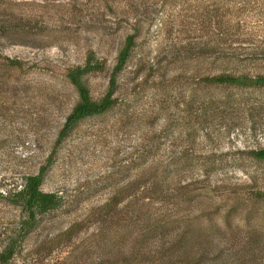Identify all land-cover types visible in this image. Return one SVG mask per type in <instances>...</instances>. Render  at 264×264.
Listing matches in <instances>:
<instances>
[{"label": "rangeland", "instance_id": "rangeland-1", "mask_svg": "<svg viewBox=\"0 0 264 264\" xmlns=\"http://www.w3.org/2000/svg\"><path fill=\"white\" fill-rule=\"evenodd\" d=\"M67 1L40 10L23 0V14L49 16L47 44L0 47V247L19 234L25 177L41 174L40 190L61 198L17 244L13 264H171L162 253L180 235V248L207 252L205 264L245 248L263 257L264 160L252 153L264 150V87L206 83L221 69L189 56L218 46L236 62L227 73L264 76V56L250 59L264 51V0H75L74 13ZM128 36L119 106L60 138L77 101L66 71L94 51L104 68L85 80L100 99ZM151 167L158 181L142 183ZM115 194L100 225L92 215Z\"/></svg>", "mask_w": 264, "mask_h": 264}, {"label": "trees", "instance_id": "trees-1", "mask_svg": "<svg viewBox=\"0 0 264 264\" xmlns=\"http://www.w3.org/2000/svg\"><path fill=\"white\" fill-rule=\"evenodd\" d=\"M22 1L23 0H0V47L5 44L32 45L38 47H42L47 44L49 39L48 36L50 34L49 32H46L47 30H45V26L47 25V21L50 19L49 16L48 18L46 17L45 20L42 17L41 12L40 15L38 14L37 16L23 14V8L21 6H23L24 3ZM37 1V6L40 10L46 8H56L54 5L55 0ZM67 4L69 6V8H67L68 10L65 9V12L67 13H74L73 10L76 7H79V3L75 0H68ZM134 44V37L128 36L117 54L116 64L112 69L108 88L103 97L98 100L91 97L89 87L85 80L87 75L102 71L104 68L103 60L101 58H97L94 51H87L86 60L83 65L71 67L66 71V79L76 91L77 101L65 118L63 128L60 132V138L65 136L68 130L80 120L104 115L119 106L120 99L116 94V77L127 62ZM195 49H197V52H195L194 55H190L189 58H195L201 63L207 62L210 66L217 70L221 69L219 74L204 78V82L218 86L264 87L263 75L249 77L241 73L238 74V70H235L234 68L231 69V72L233 73H227V71H224L227 70L228 67L233 66L236 62L233 59L234 57L228 56V53L225 55L221 53L218 50V46L212 47L208 44H200ZM261 56H264V51H261L259 54H250V59H258L261 58ZM238 63L242 64V60ZM7 65L16 69L22 68V63L17 60L7 59ZM223 65L225 66L222 68ZM252 156L256 159L264 160V150L253 152ZM141 176L144 177L143 179L145 181L142 183H147L151 180L158 181V172L154 167H151L148 171L143 172ZM41 181V174L25 177L21 189L15 195L25 216L20 225L19 234L16 240H13L14 236H9L0 247V264H13L15 256L20 250L17 244L21 242V239L27 235L29 230L33 228L38 221H40V218L58 210L61 206V198L58 194L45 193L40 190ZM153 186L156 188L158 187L156 184H153ZM160 190L161 186L158 187L157 193ZM118 204L119 197L115 194V196H113L110 201L104 205L103 208L105 209L103 210V214L100 212L92 216H96L95 221L101 225V223L107 220L110 209L116 207ZM161 222L165 221H157L159 224ZM169 224L170 222L167 219L163 227H167ZM80 226L81 224H77L76 226L73 225L70 227V229L64 234V236H66L65 238L70 239V236L77 231L76 228L79 229ZM102 238L103 234L101 233L98 240H101ZM184 239L185 238L182 237V235L173 239V242L170 243L169 250H165L162 253L163 258L167 259V262L172 259V261H170L171 264H205L204 260L208 258L206 256L207 252L205 251L198 255H193L194 246L180 248V243ZM252 252L253 250L251 248H245L242 249V251L233 254V256L231 255L230 258V254L224 253L223 251L217 257L207 259V262L210 264H255L254 259L264 260V256L258 258L253 255ZM223 257H228L227 259H231L232 262L228 263V260L223 259Z\"/></svg>", "mask_w": 264, "mask_h": 264}]
</instances>
